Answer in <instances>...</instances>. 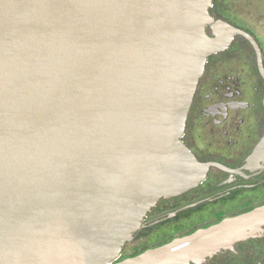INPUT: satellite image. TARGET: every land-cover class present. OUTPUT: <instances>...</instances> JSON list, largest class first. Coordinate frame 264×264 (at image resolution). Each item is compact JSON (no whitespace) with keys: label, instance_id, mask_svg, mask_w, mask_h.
I'll return each mask as SVG.
<instances>
[{"label":"water","instance_id":"1","mask_svg":"<svg viewBox=\"0 0 264 264\" xmlns=\"http://www.w3.org/2000/svg\"><path fill=\"white\" fill-rule=\"evenodd\" d=\"M213 5L0 0V264H200L264 236L262 206L120 260L214 165L188 116L209 58L253 39Z\"/></svg>","mask_w":264,"mask_h":264},{"label":"flooded vegetation","instance_id":"2","mask_svg":"<svg viewBox=\"0 0 264 264\" xmlns=\"http://www.w3.org/2000/svg\"><path fill=\"white\" fill-rule=\"evenodd\" d=\"M232 11L214 0L211 15L253 41L235 34L227 50L209 58L182 138L200 163L214 165L197 188L159 201L120 260L264 206V76L255 49L264 68V31L261 19ZM208 34L214 37L210 28ZM128 247L135 250L125 255ZM200 264H264V236Z\"/></svg>","mask_w":264,"mask_h":264},{"label":"rangeland","instance_id":"3","mask_svg":"<svg viewBox=\"0 0 264 264\" xmlns=\"http://www.w3.org/2000/svg\"><path fill=\"white\" fill-rule=\"evenodd\" d=\"M224 3L225 8L227 7L232 10H235L239 13L248 14L251 19L258 18L262 22L258 23L259 29L264 31V0H221ZM135 249L128 247L125 250V255L132 253ZM126 257V256H124Z\"/></svg>","mask_w":264,"mask_h":264}]
</instances>
